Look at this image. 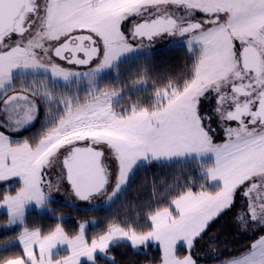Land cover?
Returning a JSON list of instances; mask_svg holds the SVG:
<instances>
[{
	"label": "snow or ice",
	"instance_id": "6c2138e0",
	"mask_svg": "<svg viewBox=\"0 0 264 264\" xmlns=\"http://www.w3.org/2000/svg\"><path fill=\"white\" fill-rule=\"evenodd\" d=\"M149 8L126 35L123 22ZM162 34L186 37L193 60L185 78L154 84L147 106L139 100L116 105L122 89L93 84L83 96H58L62 110L47 108L53 119L35 137L11 139L9 131L35 119L40 95L56 96L44 81L16 92L14 70L43 68L65 80H91L138 46L131 39L151 42ZM56 58L86 70L73 71ZM146 79L145 71L137 82ZM213 98L209 114L205 102ZM0 103V182H19L0 192V207L10 225L21 226V251L0 255V264H98L97 253L107 254L117 240L133 250L156 244L158 264H197L195 241L233 209L238 194L245 204L234 217L242 227L249 221L254 229L264 226V0H0ZM106 149L115 165L110 194ZM208 153L212 163L201 159ZM185 157L200 161V181L189 178L167 206L149 211L144 229L110 222L89 240L84 223L71 235L60 223L47 232L26 223L29 204L48 203L54 185L47 170L54 164L60 167L55 190L66 180L76 197L89 200L114 195L140 160ZM211 181H219L215 190L207 186ZM223 264H264V235Z\"/></svg>",
	"mask_w": 264,
	"mask_h": 264
},
{
	"label": "trees",
	"instance_id": "16d2710c",
	"mask_svg": "<svg viewBox=\"0 0 264 264\" xmlns=\"http://www.w3.org/2000/svg\"><path fill=\"white\" fill-rule=\"evenodd\" d=\"M191 63V55L187 54L182 47L166 44L128 56L118 66L100 76L99 80L95 81V85H110L122 89L121 93L113 98V103L116 105L126 106L139 100L147 106L152 101L154 84L163 87L169 80L185 78ZM145 71L147 79L138 83L141 76L145 75ZM47 84L48 87H53L51 91L56 94L54 90L58 85H50V82ZM70 87H66L67 95H70L74 85ZM59 94L46 98L39 96L38 115L34 125L27 132L43 129L44 122L47 121V108L54 109V105L59 106ZM27 132L24 134L26 135ZM130 174L122 194L119 195L118 205L108 203L105 207L85 208L51 199L48 201L50 204L47 210L42 213L37 214L34 210H28L25 215L26 223L30 228L39 227L47 232L52 229L53 223L62 222V226L69 234L75 223L93 217L97 222L88 226L93 234L100 233L110 222H127L144 229L147 227L149 211L167 206V202L182 190L181 186L188 183L189 178L200 181V167L195 160L146 161L136 165ZM4 184L0 185V192L7 189ZM243 206L236 203L233 209L212 220L195 241V248L209 256L203 264L214 263L212 262L216 259L212 256L214 254L231 257L247 250L251 242L261 233L260 230L250 232L248 226L242 227L244 221L234 217L235 208ZM5 220V214H0V255L19 253L20 247L17 243L11 242L19 229L14 227L5 229L3 227ZM250 224L248 222V225ZM5 244H8L7 249L4 248ZM160 256L161 252L154 243L147 248L133 250L128 241L118 240L113 242L107 254L97 253V261L98 264H149V262L158 264ZM83 264H90V262L84 260Z\"/></svg>",
	"mask_w": 264,
	"mask_h": 264
},
{
	"label": "rangeland",
	"instance_id": "374dc122",
	"mask_svg": "<svg viewBox=\"0 0 264 264\" xmlns=\"http://www.w3.org/2000/svg\"><path fill=\"white\" fill-rule=\"evenodd\" d=\"M152 11H153V9L149 8L146 12H143V13H141L139 15L130 16L127 20H125L123 22V24H122V29L125 31L126 35L131 37V35H132L131 29L133 28L134 24L139 23L141 20L147 18L148 17V13H150ZM130 43H132L133 45H138V46L134 47L132 50L122 54L117 61H115L111 66L105 67L104 69H102L91 80L89 79V77H87L85 75H73V76H71V77H69L68 79L65 80L63 78L54 77L50 73V71H48L46 69H43V68H31V69L18 68V69L13 71L12 82L15 85L16 92H21L22 91V88H21L22 85H25V86L29 85L30 86L32 84V82H35V83L39 84L41 81H44L45 82V87L49 88V90L51 91L53 89V87H48V84H47V83L50 82V85H54V84L58 85L57 89L55 88V90H54L56 92V94L60 93L58 96L63 95V94H67L66 87L71 88L70 85L73 84L74 87L70 90L71 91L70 95H73V94L76 95L77 94V96H83L90 89V87L93 84H95V81L97 79L99 80L100 76H102L104 73H108L111 69H113L116 66H118L121 63V61H123V59L127 58L128 56H130V55H132V54H134L136 52L146 51V50H149L151 48L160 47V46H163V45H166V44L178 45V46L182 47L183 50L187 54L191 55L192 60H193V54L188 51V42H187L186 37H184V36H180V35H171L170 36L168 34H162V35H160L158 37H155L151 42H147L145 40L144 43H141L139 40L131 39ZM56 62L57 63H61L62 66L72 68L73 71H77V72H80V73H83L86 70L85 66L66 65L63 61H60L57 58H56ZM95 62L96 61H93V63H95ZM41 90L43 91V88ZM77 90H79V92ZM11 94L12 93L9 92V95H11ZM40 96L44 97V98L47 97L46 95H43V94L40 95ZM214 106H215V99L214 98L205 102V109L209 112V114H211V109ZM2 107H3V105H2V103H0V109H2ZM53 107H54V109H52V110H62V106L61 105H59V106L54 105ZM38 109H39V104H38ZM37 115H38V112L36 114V117H37ZM0 119H3L2 115H0ZM52 119H53L52 115H47V121L44 122L43 128L46 127V124L50 123L52 121ZM34 121H35V119L31 123H29V124L25 125L24 127L20 128L19 131H9L8 134L11 137V139L13 141H19V140H23L24 138H33V137H35L36 134L39 131L36 130L35 132H27V130L34 125L33 124ZM212 127H214V128L217 127L215 122H213ZM26 132H27L26 135L28 137L24 134ZM220 136H222V133H220L218 135V137H217L218 140H219ZM105 152H106V158L108 159L109 168L113 169V174L110 175L109 185H108V193L110 194L111 191L113 190L114 186H115V184H114L115 183V181H114V167H115V165H114V162L110 159V157H108V150L107 149L105 150ZM201 159L203 160L204 163H212L213 162V156H212L211 153L205 154L203 157H201ZM185 160H193V159H191L190 157L189 158L185 157V158H174L172 160H163V159H161V160H154V161H185ZM195 161H197V163L200 164V161H198V160H195ZM143 162H146V161H144V160L138 161L133 166V168L136 165H138L140 163H143ZM131 171H130V173H131ZM59 173H60L59 164H54V166L51 169L47 170V178L54 185V190H53L52 194L49 196L48 201L51 200V199H58V200H61L62 202L66 203V204L77 206V207H85V208L86 207H105V205H107L108 203L109 204L112 203L115 206V205L119 204V195L122 194V191H123L122 189L125 188V186H126V183L123 184L119 188V190L116 191L115 194L112 195L110 198L107 195H99V194H97V195H94V196L90 197L89 200L80 201V200L76 199L74 197V195L71 193V191L68 188V185L65 183V180L61 181L60 184L58 185L59 191L55 190V188L57 187L56 181H57V177H58ZM130 173L128 174V178L131 175ZM1 184L6 185L7 188L11 187V189L13 191L17 187H19V182L15 178H13V179H11L9 181H6V182H0V185ZM218 184H219V181H211V182L208 183L207 186L208 187H214V186L217 187ZM210 190H215V189H210ZM236 203L238 205H244L245 204V198L238 194ZM49 204L50 203L48 202L44 207H37L35 204H29L27 206L26 212L28 210H34L37 214L38 213H42L45 210H47ZM0 214H5V216H6V220H5L4 225H3V227L5 229H9L10 227H14V228L19 229V232L21 231V226L19 224H11L10 225L8 223L9 217H8V214H7V210L5 208L0 207ZM94 222H97V220L95 218H93V217H89L87 219H83L81 221H78L77 223H75L72 226L71 231H70L69 234L70 235L71 234H75L79 230V225L81 223L85 224V235H86L87 238H89V240L93 236L98 235V234H102L104 231H106L107 225L104 226V229H102L100 233L93 234L91 232V229H88V226L93 225ZM249 222L251 223L250 225H248V229H249L250 232L251 231H257V230L261 231V233L259 235H257V237L251 242V244H252L261 235H264V226L257 227V228L254 229V228H252L253 222L252 221H249ZM57 223H59V222H57ZM57 223H53L52 229L54 228V226ZM60 224L63 225L62 222H60ZM19 232L15 236V238L11 239V242L17 243V245L21 249V246L16 241V238L18 237ZM121 241H123V240H121ZM251 244L249 245L247 250L242 251L239 254L231 256V257H225V256L221 257V256H219L217 254L212 255V256H214L216 258L214 261H212V262H214L212 264H223V262L226 261V260H229V259H232V258H239L241 255L246 254L250 250ZM180 246H182V247L179 248V251H182L184 253L186 251V248L183 247V243H181ZM195 247L192 249V251H193V254H194V258H196L197 264L198 263L199 264L205 263L206 259H208L209 256L205 255L203 251H199ZM61 254L63 255V254H66V253L61 252Z\"/></svg>",
	"mask_w": 264,
	"mask_h": 264
},
{
	"label": "water",
	"instance_id": "95a60500",
	"mask_svg": "<svg viewBox=\"0 0 264 264\" xmlns=\"http://www.w3.org/2000/svg\"><path fill=\"white\" fill-rule=\"evenodd\" d=\"M62 159V158H61ZM65 182L67 183V181L65 180ZM67 185H68V188H69V190L71 191V188H70V185L67 183ZM71 193H72V191H71ZM73 194V193H72ZM74 195V194H73ZM94 196V195H93ZM74 197L76 198V199H78V200H80V201H85V200H81V199H79L78 197H76L75 195H74Z\"/></svg>",
	"mask_w": 264,
	"mask_h": 264
},
{
	"label": "flooded vegetation",
	"instance_id": "af4514ba",
	"mask_svg": "<svg viewBox=\"0 0 264 264\" xmlns=\"http://www.w3.org/2000/svg\"><path fill=\"white\" fill-rule=\"evenodd\" d=\"M64 62V61H63Z\"/></svg>",
	"mask_w": 264,
	"mask_h": 264
}]
</instances>
